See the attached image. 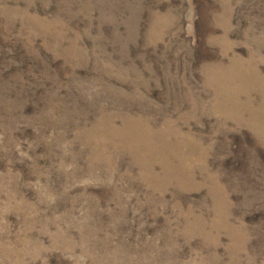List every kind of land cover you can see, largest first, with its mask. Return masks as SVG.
Listing matches in <instances>:
<instances>
[{
    "label": "rangeland",
    "instance_id": "1",
    "mask_svg": "<svg viewBox=\"0 0 264 264\" xmlns=\"http://www.w3.org/2000/svg\"><path fill=\"white\" fill-rule=\"evenodd\" d=\"M0 264H264V0H0Z\"/></svg>",
    "mask_w": 264,
    "mask_h": 264
}]
</instances>
